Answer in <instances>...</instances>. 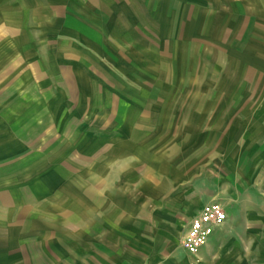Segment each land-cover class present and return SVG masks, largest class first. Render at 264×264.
<instances>
[{
  "label": "rangeland",
  "instance_id": "1",
  "mask_svg": "<svg viewBox=\"0 0 264 264\" xmlns=\"http://www.w3.org/2000/svg\"><path fill=\"white\" fill-rule=\"evenodd\" d=\"M196 2L0 0L1 238L53 264H264V4ZM211 200L232 219L195 262Z\"/></svg>",
  "mask_w": 264,
  "mask_h": 264
},
{
  "label": "crops",
  "instance_id": "2",
  "mask_svg": "<svg viewBox=\"0 0 264 264\" xmlns=\"http://www.w3.org/2000/svg\"><path fill=\"white\" fill-rule=\"evenodd\" d=\"M197 4L199 6H203L208 4V7H213L214 11L213 12V17L214 18H221V17H226L232 14V12L235 10L234 8L236 6H239L241 8H247L249 10V8L253 9V8H257L259 10V8H262L261 5L264 4V0H203L206 3L202 4L201 2H198V0H196ZM187 2H189V0H187ZM193 2V1H192ZM251 4V5H249ZM164 5V3H163ZM236 12V10H235ZM260 14V12H258ZM166 14V12H165ZM213 22V21H212ZM101 23H105L104 21H102ZM161 29L159 30V32L161 31V36H163V29L164 27L161 25L160 26ZM78 87L80 88V91H84L81 90L82 87V83L78 82ZM9 146H11L10 144H13V146L18 147L16 140H12L9 143ZM17 149V148H15ZM34 163V162H33ZM34 189L32 190V192H25L23 194V192H8L7 198H14V197H22V198H26L28 195H32L33 197H37L38 201L41 199L40 195L41 193H39V190L35 189V187H33ZM224 209L225 212L227 214V220L225 222V224L223 226H221L220 228L216 229L215 232L213 233L212 237L210 238V240L208 241V243L206 244V246L202 247L197 254L192 255L190 253H188L185 249H183L186 253H187V257L195 262H203L204 259L206 258V256H209L213 249L215 247H217V245H219V243L221 242V234L223 232V229L226 225H228V219H232L231 216H229L227 208L225 205ZM2 202L0 200V211H2ZM202 207V206H201ZM120 219V218H119ZM121 222V220H120ZM119 222V224H120ZM4 225V224H2ZM0 225V233H2L3 229L2 227H6L4 229L11 231L15 230L16 227L15 226H11V225H4L2 226ZM123 228L125 229H131L132 228V220L128 221V220H124L122 223ZM18 235V233H16ZM16 234H14L12 237H7V238H1L0 237V264H53L52 262L54 260H56L55 258H45V255H43V250H40V253L37 252L35 249L34 251L31 252V247H36V246H41L44 247V244L42 243L41 239L37 240H27L25 238H21L20 235L17 236ZM37 241V242H36ZM50 244H45V246L50 245L53 247L54 245V239H49ZM117 244V243H116ZM27 248H29L27 250ZM27 250V251H26ZM29 251V254H28ZM45 251V250H44ZM133 259H136V255L132 256ZM117 259V258H116ZM118 261V260H117ZM213 261V260H212ZM211 261V262H212ZM55 263V261H54ZM115 264H119L118 262L115 261Z\"/></svg>",
  "mask_w": 264,
  "mask_h": 264
},
{
  "label": "built area",
  "instance_id": "3",
  "mask_svg": "<svg viewBox=\"0 0 264 264\" xmlns=\"http://www.w3.org/2000/svg\"><path fill=\"white\" fill-rule=\"evenodd\" d=\"M227 214L217 201H208L202 205L190 220L181 240V246L188 253L195 255L210 240L216 229L225 224Z\"/></svg>",
  "mask_w": 264,
  "mask_h": 264
}]
</instances>
